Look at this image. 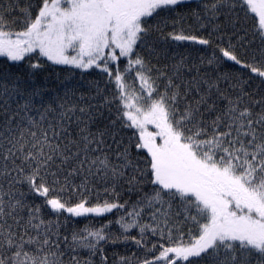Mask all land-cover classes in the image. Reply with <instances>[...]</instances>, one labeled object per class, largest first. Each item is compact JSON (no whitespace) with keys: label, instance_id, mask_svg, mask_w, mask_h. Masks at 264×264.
I'll list each match as a JSON object with an SVG mask.
<instances>
[{"label":"snow or ice","instance_id":"1","mask_svg":"<svg viewBox=\"0 0 264 264\" xmlns=\"http://www.w3.org/2000/svg\"><path fill=\"white\" fill-rule=\"evenodd\" d=\"M18 4L0 0V264H109L121 243L143 256L113 264H264V0H26L9 19ZM184 42L212 54L169 55ZM40 58L113 92L50 94Z\"/></svg>","mask_w":264,"mask_h":264},{"label":"trees","instance_id":"2","mask_svg":"<svg viewBox=\"0 0 264 264\" xmlns=\"http://www.w3.org/2000/svg\"><path fill=\"white\" fill-rule=\"evenodd\" d=\"M5 4H7V0H4ZM33 4L36 3V0H31ZM198 0H188L187 7H195ZM26 0H19V4L17 8H14L11 11V15L9 16V19L17 18L22 19V16L20 15L19 9L23 8L25 6ZM186 10V8L184 9ZM167 15V13H161L158 17H151L147 18V23L150 25H155L158 20H161ZM241 16L243 17V12H241ZM243 22V21H242ZM254 21L251 19L247 20V26L251 28ZM16 27H19V25H16ZM171 29H167L166 31H170ZM140 51V49H137ZM169 55L172 54L173 51L179 52V53H188L191 54L193 57H199V56H207L212 54V48H208L207 46H201V45H195L190 44L188 42H184L182 44H170L168 47ZM38 54H30V59L26 58L24 61L20 62L18 65H14L13 70L15 71H28V65L32 62L36 61ZM7 60L5 57H0V67H3L7 64ZM40 63L43 65V67L39 70H35V74L33 76V80L37 85L46 87L48 89H51L52 92L50 94H55L56 92H59L60 94H63L65 87L69 89H75L76 90V96H79L81 93L88 94L89 92V82H98L99 87L101 89H107V91L104 93L105 95L111 96L113 92L114 85H106L105 80L107 79L106 76H103L99 73V70L89 69L86 71H82L80 69H74L72 66L68 65H53L51 62L46 61V58H40ZM126 64L125 60L120 61V67L123 69L124 65ZM222 71H236L234 67H232L229 64H225L222 69ZM134 73L132 74V77H134ZM132 77H129V81L132 80ZM136 87L138 88V82L136 83ZM95 93L92 92V95ZM96 101H93L95 103ZM115 109V105L113 106ZM135 133V129H125L122 132V135L124 136L125 140H127L130 137H133ZM143 155V154H141ZM98 191L101 192L100 199L104 200L107 197L103 196V188L98 189ZM93 199L92 203H96V193L94 192L92 194ZM129 199L128 195H123L121 202L123 200ZM131 199L134 201L136 199L135 196H132ZM43 201L39 198L36 199V203H42ZM48 210L45 209V212ZM122 213H118L115 210L113 213L105 214L100 217H95L89 214L86 217H79L75 218V226L76 227H84L86 225H93L95 227H100L101 225H107L108 221H114L118 218V216ZM67 215V214H65ZM63 219V217H61ZM111 232L115 233L119 230L118 225L111 224L108 225ZM133 235H136V231L133 230ZM107 255L109 256V264H113L114 254L115 257L119 256H132L133 253H135L136 256L142 257L143 252L137 250L135 245H125L123 243L112 246V245H106Z\"/></svg>","mask_w":264,"mask_h":264},{"label":"rangeland","instance_id":"3","mask_svg":"<svg viewBox=\"0 0 264 264\" xmlns=\"http://www.w3.org/2000/svg\"><path fill=\"white\" fill-rule=\"evenodd\" d=\"M70 55H74V53H69ZM148 130L149 131H154L155 129H154V126H152V125H149L148 126Z\"/></svg>","mask_w":264,"mask_h":264}]
</instances>
